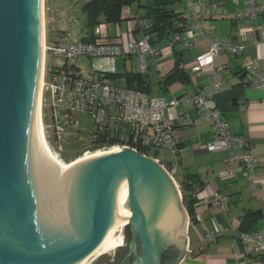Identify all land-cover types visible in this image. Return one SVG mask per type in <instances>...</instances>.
I'll use <instances>...</instances> for the list:
<instances>
[{
    "label": "water",
    "instance_id": "obj_1",
    "mask_svg": "<svg viewBox=\"0 0 264 264\" xmlns=\"http://www.w3.org/2000/svg\"><path fill=\"white\" fill-rule=\"evenodd\" d=\"M41 25V0H0V264L81 259L102 238L106 204L122 187L130 189L126 259L162 264L163 254L176 248L173 264H180L187 253L186 215L157 160L122 147L66 168L44 148L37 93Z\"/></svg>",
    "mask_w": 264,
    "mask_h": 264
},
{
    "label": "crops",
    "instance_id": "obj_2",
    "mask_svg": "<svg viewBox=\"0 0 264 264\" xmlns=\"http://www.w3.org/2000/svg\"><path fill=\"white\" fill-rule=\"evenodd\" d=\"M200 1L203 4L197 7V11L206 12L200 20L205 35L196 31V17L190 12L193 16L190 20V14H185L188 21L184 31H195V34L191 35L194 43L188 48L177 44L176 49L184 50L183 58L189 62L210 49L206 36L213 40L227 39L233 44L245 46L240 53L223 50L219 55L218 64L225 65L222 87L214 98L207 99L206 102L208 106L221 110L234 134L249 141L259 166L252 178L242 172L226 177L224 173L227 169V158L230 155L235 156V163L238 164L245 149L238 145H234L230 150L208 151L206 148V144L214 138L212 122L202 118L200 112L185 101V97L201 90H212L210 77L213 68L204 67L196 72H187L189 81L182 83L192 84V90L182 89L177 96L161 95L180 100L176 108L178 118L174 127L179 151L176 154L170 150L174 155L170 160L171 170H175L172 177L180 193L187 222L185 248L187 253L180 264H264V251L252 253L248 244L241 238L242 233L257 232L264 227V90L252 87L251 73L242 70L248 61L255 59H258L260 66L264 68V15L259 14L255 19H245L239 25L234 21V12L238 8L247 7L248 0ZM139 7L141 6L138 3L124 6L120 22H106L101 16V23L95 29L89 28L85 23L86 28L82 31L81 40L92 36L94 37L92 40L105 39L126 44L141 39L144 34L136 28L143 24L142 16L146 8ZM224 9L226 13L223 12ZM164 49L166 54L156 58L154 63L161 77L162 88L168 90L170 84L165 80L172 68L165 75L159 69L174 63V47ZM145 73L147 76V72ZM193 76L197 78L195 81ZM163 165L165 166L164 163ZM189 176L195 180L191 185L193 190L188 191L196 198L193 221L185 206V193L181 185ZM211 233L213 239L208 238ZM121 246L123 245H117L115 250ZM109 248L102 255L109 253L111 250ZM121 255L120 253L112 255L108 259L110 263L99 264L117 263L116 260Z\"/></svg>",
    "mask_w": 264,
    "mask_h": 264
},
{
    "label": "built area",
    "instance_id": "obj_3",
    "mask_svg": "<svg viewBox=\"0 0 264 264\" xmlns=\"http://www.w3.org/2000/svg\"><path fill=\"white\" fill-rule=\"evenodd\" d=\"M200 0H189L188 9L196 17L195 29L205 35L200 26V20L206 15L204 11H197L202 6ZM226 13V10H223ZM210 14V13H209ZM259 14L264 15V1L248 0V6L238 8L234 12V21L242 24L245 19H255ZM264 29V22H263ZM195 31H184L179 33L174 41L166 44V48H173L175 43H181L184 47H191ZM210 43V49L197 55L193 60L185 62L183 68L187 72H196L204 67L213 68L210 80L211 91L201 90L195 94L185 97V101L195 107L202 118L212 122L214 138L206 144L208 151L230 150L234 145L245 149L240 162L235 163V156L227 158L226 177H232L236 172H242L245 176L252 178L259 166L258 160L252 152L249 141L232 132L230 124L225 120L218 108L207 105V99H212L222 87L223 72L225 65L218 64V57L223 50L233 53H240L244 49L243 44H233L231 41L213 40L206 36ZM154 48L150 44L149 35H144L139 40L129 41L124 44L119 41L96 39L95 41H83L69 44L63 41H56L47 47V52L54 53L62 58L63 62L51 66L48 69V79L45 90L50 93L52 108L64 117L65 124L56 126L61 130L76 125V111L90 112L95 122L99 125L106 123H117L118 132L126 134L133 141L134 145H118L130 147L144 155L154 158L151 154L158 153L163 149H169L178 153V137L174 134V127L178 114L176 108L180 100L178 98H167L165 96L153 95L139 89L110 84L98 78H88L79 66L74 62L81 56H123L125 58L137 55L139 58L140 71L145 73L148 70L149 60H155L166 54V50ZM242 70L251 73L250 84L252 87L264 90V68L260 66L259 60L248 61ZM44 103V101H43ZM59 122H62L59 117ZM55 132L57 133L56 129ZM115 146V145H114ZM108 148V146H103ZM112 147V146H110ZM175 173V170H171ZM171 175V174H170ZM172 176V175H171ZM213 239V234L208 235ZM241 238L248 244L252 253L264 251V227L253 233H242Z\"/></svg>",
    "mask_w": 264,
    "mask_h": 264
},
{
    "label": "rangeland",
    "instance_id": "obj_4",
    "mask_svg": "<svg viewBox=\"0 0 264 264\" xmlns=\"http://www.w3.org/2000/svg\"><path fill=\"white\" fill-rule=\"evenodd\" d=\"M88 1L90 0H45L46 47L50 44H55L56 41H63L69 44L80 42L83 34L82 31L86 28L84 24L87 23V14L83 7ZM141 1L148 2L149 0ZM188 2L189 0H178L175 2L174 8L178 11H183L185 14H190V11L187 9ZM143 8V6L139 7V9ZM192 19L193 16L190 14V20ZM62 62V58L55 56L52 52H46L43 118L47 141L52 152L59 161L69 163L80 159V157H88L87 155L99 153L101 151L108 150L109 148L102 146L97 147L91 144L92 133L97 128V124L90 112L76 111V125L70 126L69 129L65 128L61 130L56 126L55 121L58 125H63L65 124V119L60 114H58L57 119L54 117V113L56 114L58 111L52 108L53 102L51 101L50 93L45 90V86L48 79V69L51 68V66H55ZM74 62L79 66L83 74L88 76V78H101L104 82L120 86L127 84L125 77L127 72H140L139 58L137 55H134L131 58H125L117 55L97 57L81 56ZM147 62L149 67L146 72L149 82L152 83L151 94L158 96H161L162 94L177 96L181 91H183L182 89H189V91L192 90V84L182 83L181 81H173L170 83L168 90L163 89L160 84L162 83V81L160 82L161 77L157 72L154 60L151 62L147 59ZM172 65L173 64H169L159 70L160 72H164L165 75L169 69L172 68ZM195 77L196 76H193L194 81L197 79H195ZM59 117L62 122H59ZM55 129L57 133L55 132ZM157 156L160 158L157 162L167 173L174 177L175 174L163 165V163L171 162L170 160L174 157L172 152H170V150L163 149L158 152ZM177 182L179 183L178 178ZM121 230L122 226L120 223L112 239L109 240L107 244L96 250L85 264H99L101 262L110 263L108 262V259L111 258L112 255H117L120 249L124 252V249L126 248L119 247L115 250L117 245L126 246L125 237L124 235H121ZM108 247L111 248L110 252L102 255Z\"/></svg>",
    "mask_w": 264,
    "mask_h": 264
},
{
    "label": "trees",
    "instance_id": "obj_5",
    "mask_svg": "<svg viewBox=\"0 0 264 264\" xmlns=\"http://www.w3.org/2000/svg\"><path fill=\"white\" fill-rule=\"evenodd\" d=\"M178 0H149L147 4L141 0H90L85 3L83 9L88 15L87 25L91 29L101 23V16H103L106 22H120L122 21V9L124 6H133L138 3L139 6L146 8L145 14L142 16L144 20L143 24H140L136 30L142 31L144 35H149L150 44L154 48H162L166 46L170 41H174L175 37L182 33L187 27L188 16L183 11H178L174 8L175 2ZM91 38V39H90ZM85 38L83 41L92 40L94 37ZM96 40V39H95ZM92 40V41H95ZM174 45V63L170 72L166 76L165 82L170 84L173 81L188 82L189 75L187 71L182 67L187 59L183 58L184 50L176 49ZM126 87L139 89L144 92H151V84L145 73L129 71L125 74ZM102 80L101 78H98ZM97 124V123H96ZM73 126V125H70ZM69 125L63 129H69ZM118 132L117 123H106L105 125H98L92 133L93 145L100 146H114V145H134L133 141L126 134L121 135ZM84 151V150H83ZM143 152L142 149H139ZM81 155V154H80ZM153 157H157L158 153L151 154ZM68 160V159H65ZM70 161V160H68ZM168 170L172 169V163H164ZM195 182L194 177L189 176L181 182L184 195V203L192 217V221L195 220L193 215V207L196 202V198L189 194L191 185ZM123 258V254L119 256L117 263Z\"/></svg>",
    "mask_w": 264,
    "mask_h": 264
},
{
    "label": "bare ground",
    "instance_id": "obj_6",
    "mask_svg": "<svg viewBox=\"0 0 264 264\" xmlns=\"http://www.w3.org/2000/svg\"><path fill=\"white\" fill-rule=\"evenodd\" d=\"M41 19H42V25H41L42 31L40 33V63H39V68H38V73H37V93H38V106H39L40 134H41V140H42L44 148L46 149L50 157L60 167H66V168L75 166L88 159L101 158V157L110 155L112 153L122 152L124 149L121 146L115 145L112 147H108L109 148L108 150L87 155L88 157H80V159L69 162V163H64V162L59 161L57 157L54 155V153L52 152L50 145L48 144V141H47L44 118H43V93H44L45 74H46V70H45L46 69V52H47V47H48V46L46 47L45 0H41ZM169 177L176 186L174 178L172 176H169ZM178 194L180 195L179 192ZM129 195H130V189H127L124 187L114 189L105 207L106 214H107L106 227H105L102 238L100 239L98 244L95 246V248L92 249L84 257H82L79 260H76L70 263H64V264H85L89 260V258L93 255V253H95L96 250H98L101 246L107 244L109 240L112 239L120 223L122 226L121 235L122 236L124 235V221L123 220L125 219L124 212L126 208V203L129 199ZM186 228L187 226L185 225V236H186Z\"/></svg>",
    "mask_w": 264,
    "mask_h": 264
},
{
    "label": "flooded vegetation",
    "instance_id": "obj_7",
    "mask_svg": "<svg viewBox=\"0 0 264 264\" xmlns=\"http://www.w3.org/2000/svg\"><path fill=\"white\" fill-rule=\"evenodd\" d=\"M126 242V246L124 247L121 246L122 248H126L124 249V252L122 251V249H120V251L118 253L123 254V258L120 260L119 264H130V261L128 259H126V257L128 256L129 252H130V248H129V239H125ZM120 247V248H121ZM140 251V250H138ZM168 251V252H167ZM162 257V264H173L175 263L177 257L179 256V252L176 248H172V249H168ZM118 261V259L116 260V262Z\"/></svg>",
    "mask_w": 264,
    "mask_h": 264
}]
</instances>
